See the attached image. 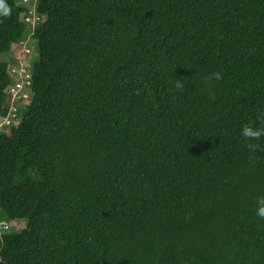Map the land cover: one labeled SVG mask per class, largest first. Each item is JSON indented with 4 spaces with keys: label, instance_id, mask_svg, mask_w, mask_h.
I'll list each match as a JSON object with an SVG mask.
<instances>
[{
    "label": "trees",
    "instance_id": "1",
    "mask_svg": "<svg viewBox=\"0 0 264 264\" xmlns=\"http://www.w3.org/2000/svg\"><path fill=\"white\" fill-rule=\"evenodd\" d=\"M30 2L33 30L21 0L0 16V54L37 57L0 130V264H264V138L240 135L264 114V0Z\"/></svg>",
    "mask_w": 264,
    "mask_h": 264
},
{
    "label": "built area",
    "instance_id": "2",
    "mask_svg": "<svg viewBox=\"0 0 264 264\" xmlns=\"http://www.w3.org/2000/svg\"><path fill=\"white\" fill-rule=\"evenodd\" d=\"M21 3L28 4L26 0H21ZM37 21H39V15L36 12L35 5L34 9H29L28 15L24 18V23L29 30H33ZM23 51L28 53L26 48ZM7 75L11 79V82L5 89V94L9 96L10 106L7 115L4 118L0 117V130L4 127V131H8L10 126L16 124L19 119L20 109L29 103V86L31 84L30 63L26 59H18V62H14L13 65L11 63L10 66L8 65Z\"/></svg>",
    "mask_w": 264,
    "mask_h": 264
},
{
    "label": "clouds",
    "instance_id": "3",
    "mask_svg": "<svg viewBox=\"0 0 264 264\" xmlns=\"http://www.w3.org/2000/svg\"><path fill=\"white\" fill-rule=\"evenodd\" d=\"M10 15V8L5 3V0H0V16L8 17ZM185 78H176V88L183 90L184 84L183 80ZM222 79L221 73L214 72L211 75L205 78L206 83H211L213 80L219 81ZM260 121L259 127H253L251 124H246L241 127L240 135L244 138L245 141H248L246 147L250 150V152L255 153L260 145L257 143H253V141H259L261 138H264V114L258 117ZM251 160L255 159V156L250 157ZM255 214L261 220H264V196H260L256 199V208Z\"/></svg>",
    "mask_w": 264,
    "mask_h": 264
},
{
    "label": "rangeland",
    "instance_id": "4",
    "mask_svg": "<svg viewBox=\"0 0 264 264\" xmlns=\"http://www.w3.org/2000/svg\"><path fill=\"white\" fill-rule=\"evenodd\" d=\"M27 7L28 8H31V9H34L35 8V4L33 3H28L27 4ZM28 44H30L28 46ZM27 49L28 50V53H25L23 50L24 49ZM33 47H32V42L31 41H28L27 43H21V44H18V45H12L11 47V50L6 53V54H0V62H3V63H7L9 66L14 64V62H18V59H26V61L28 63H30L31 60H33L34 58V61L37 60V57L34 56V53H33ZM2 224H0L1 226ZM7 225L9 226H6L4 227L7 232H12V233H17V232H20L24 226H25V221H14V222H10L8 223ZM4 229V230H5Z\"/></svg>",
    "mask_w": 264,
    "mask_h": 264
}]
</instances>
